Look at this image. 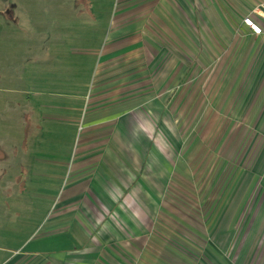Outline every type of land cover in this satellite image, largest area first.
Segmentation results:
<instances>
[{
    "label": "rangeland",
    "instance_id": "374dc122",
    "mask_svg": "<svg viewBox=\"0 0 264 264\" xmlns=\"http://www.w3.org/2000/svg\"><path fill=\"white\" fill-rule=\"evenodd\" d=\"M143 1L0 0V264H252L258 258L220 257L209 248L222 226L220 205L240 179L232 174L250 170L257 139L250 129L225 126L223 117L214 125L203 112L197 127H177L183 162L169 179L150 235L137 237L125 216L122 228L131 233L101 250L81 222L86 202L64 224L54 218L84 187L90 167L83 168L89 151L82 142L105 135L99 125L113 92H136L122 103L127 110L180 95L184 104L198 105L190 100L213 87L211 69L200 73L192 64H185L189 76L178 79L182 64L161 40L158 17L144 15ZM132 31L139 32L136 46L128 45ZM118 67L122 77L113 80ZM113 128L104 131L117 135ZM105 162L92 172L101 174ZM108 178L117 188L126 180L120 173Z\"/></svg>",
    "mask_w": 264,
    "mask_h": 264
},
{
    "label": "crops",
    "instance_id": "0c3cea01",
    "mask_svg": "<svg viewBox=\"0 0 264 264\" xmlns=\"http://www.w3.org/2000/svg\"><path fill=\"white\" fill-rule=\"evenodd\" d=\"M143 3L144 15L151 19L158 17L161 40L176 54L178 65L182 64L183 73L178 79L189 76L190 70L185 64H192L200 73L211 69L213 87L200 94L201 97L194 91L195 98L190 101L202 104L186 105L182 101L187 100L180 95L177 100L171 97L127 110H122V103L131 101L136 92L124 91V95L113 92L103 111L107 114L99 125L100 131L105 133L100 138L104 139L89 134L82 142L87 146L81 148L89 151L82 158L86 160L83 168L90 167L83 174L84 187L70 194L54 218L60 216L58 222L64 224V219L79 203L83 206L82 202H86L81 222L102 243L101 250L110 248L106 242L114 245L125 239L124 233H131L122 228L121 218L125 216L135 226V230L132 229L137 237L138 233L150 235L154 225L151 220L157 209L163 208L169 179L183 162V142L177 127H197L196 121L203 112L208 122L217 125V120L223 117L225 126L250 129L257 139V152L252 155L250 170L232 174L239 176V183L234 184L224 205H220L225 209L222 226L212 232L209 248L217 256H233V259L252 254L258 256L252 264H264V23L252 17L262 30L260 37L252 35L242 24L253 9L264 5V0H144ZM131 33L126 36H134L128 45L136 46L135 37L139 32ZM102 64H106L105 61ZM119 70L111 79L122 77ZM165 73L162 78L167 79V69ZM203 96L210 105L213 103L212 109L203 104ZM145 110L149 115L141 114ZM112 111L118 114L112 116ZM43 118L52 123V117ZM113 126L120 133L110 135L104 131L105 127L113 131ZM99 161H108L101 174L96 170L92 172ZM110 173L122 174L126 183L121 182L124 185L117 188L108 178ZM153 193L158 194L155 197ZM80 229L83 231V227ZM236 262L243 264L242 259Z\"/></svg>",
    "mask_w": 264,
    "mask_h": 264
},
{
    "label": "built area",
    "instance_id": "2783aa9c",
    "mask_svg": "<svg viewBox=\"0 0 264 264\" xmlns=\"http://www.w3.org/2000/svg\"><path fill=\"white\" fill-rule=\"evenodd\" d=\"M251 14L252 15L250 17L243 19L242 24L252 35L255 37H260L262 35V30L259 24L256 23L252 17H254L260 23H264V5L253 9Z\"/></svg>",
    "mask_w": 264,
    "mask_h": 264
}]
</instances>
